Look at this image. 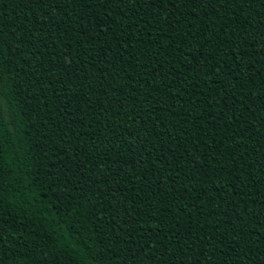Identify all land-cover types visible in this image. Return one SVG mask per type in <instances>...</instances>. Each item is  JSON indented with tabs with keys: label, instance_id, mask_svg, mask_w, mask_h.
I'll use <instances>...</instances> for the list:
<instances>
[{
	"label": "trees",
	"instance_id": "16d2710c",
	"mask_svg": "<svg viewBox=\"0 0 264 264\" xmlns=\"http://www.w3.org/2000/svg\"><path fill=\"white\" fill-rule=\"evenodd\" d=\"M0 264H264V0H0Z\"/></svg>",
	"mask_w": 264,
	"mask_h": 264
}]
</instances>
